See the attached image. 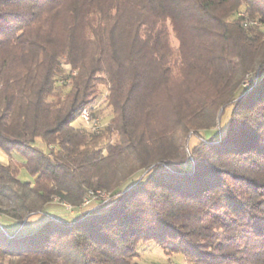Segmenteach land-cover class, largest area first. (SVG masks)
<instances>
[{
    "label": "trees",
    "instance_id": "16d2710c",
    "mask_svg": "<svg viewBox=\"0 0 264 264\" xmlns=\"http://www.w3.org/2000/svg\"><path fill=\"white\" fill-rule=\"evenodd\" d=\"M0 152V264H264V0H0Z\"/></svg>",
    "mask_w": 264,
    "mask_h": 264
},
{
    "label": "rangeland",
    "instance_id": "374dc122",
    "mask_svg": "<svg viewBox=\"0 0 264 264\" xmlns=\"http://www.w3.org/2000/svg\"><path fill=\"white\" fill-rule=\"evenodd\" d=\"M260 28L262 29L263 27ZM170 37H171L172 45L175 48H177L179 46V42L176 40L174 34L171 33ZM102 90H103V95L99 99H97V101L94 103L92 111L90 113L92 118L98 121L101 127L103 125V129H106L110 124V120L113 114H112V109L108 106L106 102L107 88L102 87ZM230 113L231 110L230 109L227 110L225 112V115L222 117L219 126L216 129L211 130L209 133H206L205 136L218 138V135L220 134L224 135L230 121ZM81 124H83V122L77 119L76 126L83 128L81 127ZM203 134L202 136L198 134L189 138L190 149L197 146L200 143V141L204 139ZM19 178L22 181L33 182V177L28 173L27 170L24 169L21 171ZM101 198H107V197H101ZM72 212H73L72 210L68 211L70 215H73ZM66 215L68 216V214ZM33 219L35 220L36 218ZM33 219L31 220V222L34 221ZM138 253L140 254V259H139L140 264H188L186 258L176 254L167 255L159 246H156L155 244H151V243L147 245L139 246Z\"/></svg>",
    "mask_w": 264,
    "mask_h": 264
},
{
    "label": "built area",
    "instance_id": "2783aa9c",
    "mask_svg": "<svg viewBox=\"0 0 264 264\" xmlns=\"http://www.w3.org/2000/svg\"><path fill=\"white\" fill-rule=\"evenodd\" d=\"M253 24L255 26H260V24L258 22H253ZM79 120L81 122H83V124H81V127H83L84 129H88L91 132L99 133L103 129V125H102V127H95V120H94V118H92L91 113H87L86 115H84ZM91 195L93 196V193H91ZM100 196L106 197V195H100ZM89 203H90V200H86L85 204L88 205ZM69 209H71V208H69Z\"/></svg>",
    "mask_w": 264,
    "mask_h": 264
},
{
    "label": "crops",
    "instance_id": "0c3cea01",
    "mask_svg": "<svg viewBox=\"0 0 264 264\" xmlns=\"http://www.w3.org/2000/svg\"><path fill=\"white\" fill-rule=\"evenodd\" d=\"M0 163H2L3 165L9 164V158L2 152H0Z\"/></svg>",
    "mask_w": 264,
    "mask_h": 264
},
{
    "label": "bare ground",
    "instance_id": "6f19581e",
    "mask_svg": "<svg viewBox=\"0 0 264 264\" xmlns=\"http://www.w3.org/2000/svg\"><path fill=\"white\" fill-rule=\"evenodd\" d=\"M87 113H89V112H87V111L84 112V113L82 114V117H83L84 115H86ZM82 117H81V118H82ZM95 127H101L100 123H99L98 121H96V120H95ZM69 208H70V207H69Z\"/></svg>",
    "mask_w": 264,
    "mask_h": 264
}]
</instances>
